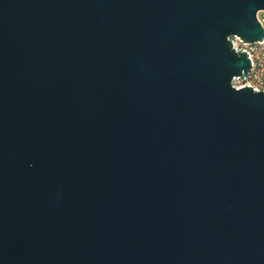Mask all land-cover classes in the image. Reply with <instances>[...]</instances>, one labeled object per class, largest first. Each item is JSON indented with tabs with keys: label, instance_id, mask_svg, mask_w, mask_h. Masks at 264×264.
<instances>
[{
	"label": "water",
	"instance_id": "1",
	"mask_svg": "<svg viewBox=\"0 0 264 264\" xmlns=\"http://www.w3.org/2000/svg\"><path fill=\"white\" fill-rule=\"evenodd\" d=\"M261 11L0 0V264H264Z\"/></svg>",
	"mask_w": 264,
	"mask_h": 264
},
{
	"label": "built area",
	"instance_id": "2",
	"mask_svg": "<svg viewBox=\"0 0 264 264\" xmlns=\"http://www.w3.org/2000/svg\"><path fill=\"white\" fill-rule=\"evenodd\" d=\"M256 19L264 31V11L257 13ZM231 47L237 52H246L251 64L247 74L232 79L231 85L234 90L243 87H251L253 92L264 93V39L255 43H245L239 37L233 36L228 39Z\"/></svg>",
	"mask_w": 264,
	"mask_h": 264
}]
</instances>
